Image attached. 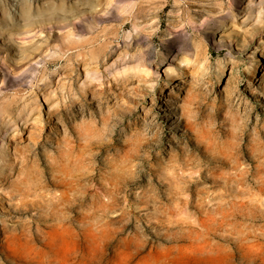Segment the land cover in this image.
Masks as SVG:
<instances>
[{
	"label": "rangeland",
	"instance_id": "rangeland-1",
	"mask_svg": "<svg viewBox=\"0 0 264 264\" xmlns=\"http://www.w3.org/2000/svg\"><path fill=\"white\" fill-rule=\"evenodd\" d=\"M0 112V264H264V0H0Z\"/></svg>",
	"mask_w": 264,
	"mask_h": 264
},
{
	"label": "bare ground",
	"instance_id": "bare-ground-1",
	"mask_svg": "<svg viewBox=\"0 0 264 264\" xmlns=\"http://www.w3.org/2000/svg\"><path fill=\"white\" fill-rule=\"evenodd\" d=\"M31 7H30V4H28V2L27 1H25L24 3H22V5H21V7H20V14H21V16L23 17V19L24 18H26L27 16H29L30 14H31ZM234 19H235V17H234ZM223 29H224V27H223ZM219 73V72H218ZM33 110V109H32ZM32 110H26L25 111V114H23V113H21V120H24V125H27V124H29V122H28V119H26V117L28 118V117H30L31 115H32ZM34 113V112H33ZM54 113V112H53ZM33 116L35 117V115L33 114ZM0 118H1V122H0V124H1V126H0V188H4V187H6V185H7V182H5L9 177H12V176H10L8 173H9V170L10 169H8V162H9V160L7 159V156H8V147H7V144H6V139H9L10 140V136L12 135V134H15L16 132H19L20 133V131H19V128H20V123H21V121L20 122H18V121H15L14 119H13V117H10V116H8V115H5L3 112H0ZM39 118V117H38ZM38 118H33V117H31L30 118V120H32V122H41V124H42V120L41 119H38ZM40 118H41V116H40ZM43 119V118H42ZM35 122H34V124H35ZM23 125V124H22ZM23 125V126H24ZM31 125V128H34L35 127V125H33V124H30ZM29 125V126H30ZM40 126H42V125H40ZM29 129V128H28ZM37 129H40L39 127L37 128ZM31 130V129H30ZM32 131V130H31ZM18 133V134H19ZM37 133V132H36ZM31 134H33V132L31 133ZM33 136V135H32ZM38 141H39V139H38ZM34 142V141H33ZM36 142V141H35ZM34 142V143H35ZM37 144V143H36ZM27 150H29V149H27ZM25 152H26V150H24ZM30 151V150H29ZM20 153V152H19ZM25 154V153H24ZM10 155V154H9ZM20 155V154H19ZM25 157H27V156H25ZM24 157V158H25ZM21 158V157H20ZM23 160V159H22ZM22 163V162H21ZM22 164H24V163H22ZM21 164V165H22ZM9 166H12V164L10 163V165ZM12 174V173H11ZM16 178V177H15ZM10 179V178H9ZM8 179V180H9ZM13 180V179H12ZM16 181V180H15ZM18 182V181H17ZM19 185L17 184V186L16 187H18ZM19 188V187H18ZM20 188H22V187H20ZM9 190V189H8ZM16 190H17V188H16ZM18 191H19V189H18ZM18 191H17V193H18ZM23 191H24V188H23V190H22V193H23ZM25 192V191H24ZM7 193V192H6ZM10 193V192H9ZM20 193V192H19ZM24 194V193H23ZM18 195H20V194H18ZM22 195V194H21ZM16 196V195H15ZM12 198V197H11ZM26 200V199H25ZM25 200H23V203H25ZM22 203V202H21ZM21 205V204H20ZM23 206V205H22Z\"/></svg>",
	"mask_w": 264,
	"mask_h": 264
}]
</instances>
